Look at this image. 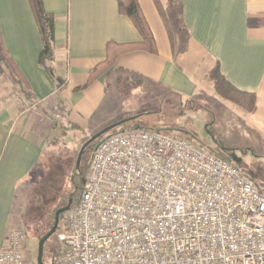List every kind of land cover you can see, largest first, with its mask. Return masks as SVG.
Here are the masks:
<instances>
[{"label":"crops","instance_id":"obj_1","mask_svg":"<svg viewBox=\"0 0 264 264\" xmlns=\"http://www.w3.org/2000/svg\"><path fill=\"white\" fill-rule=\"evenodd\" d=\"M41 1L55 20L49 64L65 82L59 91L38 63L42 43L29 0H0L3 44L35 105L29 111L21 110L18 98L22 92L4 71L0 76V246L11 228L22 227L20 196L37 170L47 138L64 119L62 115L59 123L55 120V106L68 113L65 120L71 128L77 127L76 114L94 107L90 99L94 94L101 97L115 72L128 78L138 74L143 82L191 98L204 91L217 96L208 78L217 68L236 90L255 96L253 113L238 107L235 130L244 135L247 128L264 155V0H173L175 10L170 0H137L156 53L120 55L109 71L80 91L90 71L105 60L108 43L138 44L141 38L132 22L119 13L123 0ZM118 122L122 121L114 119L104 126ZM136 128L143 129H130Z\"/></svg>","mask_w":264,"mask_h":264},{"label":"built area","instance_id":"obj_2","mask_svg":"<svg viewBox=\"0 0 264 264\" xmlns=\"http://www.w3.org/2000/svg\"><path fill=\"white\" fill-rule=\"evenodd\" d=\"M18 105L35 106L26 97ZM64 213L56 264H264V196L254 182L210 148L160 130L101 140ZM0 264H26L21 228L7 232Z\"/></svg>","mask_w":264,"mask_h":264},{"label":"rangeland","instance_id":"obj_3","mask_svg":"<svg viewBox=\"0 0 264 264\" xmlns=\"http://www.w3.org/2000/svg\"><path fill=\"white\" fill-rule=\"evenodd\" d=\"M4 71L0 69V76ZM117 74L121 76L115 72L108 78L100 98L97 94L92 96L90 101L95 104L92 109L76 114L79 118L76 128H71L65 120L68 113L55 106L58 116L55 120L59 123L63 115V122L47 138L37 170L28 179L25 194L20 196V228L24 235L26 264H37L38 243L52 228L55 209L67 203L81 180L80 175L86 174L92 152L86 149L77 166L83 147L105 129V123L114 119L126 121L115 132L139 126L187 137L198 145L220 152L252 180L264 196V155L255 146L258 140L244 125V135L236 132L240 110L237 106L207 91L191 98L178 96L150 81L130 89L127 88L131 83L128 76L117 78ZM22 97L25 96L22 94ZM234 159H238L239 164L234 163ZM60 224L61 220L58 229ZM58 243L56 231L44 245L43 264H52L51 254Z\"/></svg>","mask_w":264,"mask_h":264},{"label":"trees","instance_id":"obj_4","mask_svg":"<svg viewBox=\"0 0 264 264\" xmlns=\"http://www.w3.org/2000/svg\"><path fill=\"white\" fill-rule=\"evenodd\" d=\"M169 2L171 10H175V7L172 5L173 0H170ZM29 4L32 9V13L42 43L41 51L38 57V63L40 67L46 72L51 81L54 83L56 90L59 91L62 87L65 86V82L55 76L54 71L49 64L52 60V47L54 43V17L44 11L41 0H29ZM118 10L121 15L127 17L132 22L141 38V41L138 44L126 45L108 43L106 46L105 60L90 71L86 84L83 87L79 88L78 91L85 90L98 77L109 71L113 67L116 58L120 55L134 51H143L149 54L156 53V46L152 33L144 19V16L140 11L137 0H123L119 2ZM1 68H4L8 72L10 80L20 88V91L28 100L33 99V96L31 95L28 89V85L25 82L24 77L22 76L20 70L10 57L8 51L6 50L3 44L0 32V69ZM208 78L212 82L214 92L218 97L239 107L248 114H251L255 111V96L253 94H248L236 90L220 75L217 68L211 71ZM129 80L131 81V83H129L130 85H127L128 88H137L141 84H143V79L138 74H132ZM52 122H54V119L52 120ZM113 132H115V130L99 137L96 141H94L88 146L86 151L92 152L101 140H103L106 136ZM225 159L229 161L228 158ZM80 177L81 180L75 188L74 193L71 194V196L69 197L67 203L61 204L58 208L55 209L54 213H56L58 210L65 209L68 206L69 202L70 207H73L77 204L80 199L84 183V175H80ZM62 217V215L59 216V221L62 219ZM53 224L54 222L52 223V226ZM62 250L63 247L60 243H58V246L55 247L54 251L51 254L52 264H56L57 258Z\"/></svg>","mask_w":264,"mask_h":264},{"label":"water","instance_id":"obj_5","mask_svg":"<svg viewBox=\"0 0 264 264\" xmlns=\"http://www.w3.org/2000/svg\"><path fill=\"white\" fill-rule=\"evenodd\" d=\"M125 122L126 121L118 122L116 124H113V125H110V126L106 127L99 134H97L88 144H86L83 147V149H82V151H81V153L79 155L77 166L80 165L81 157H82V155L84 154L85 150L88 148V146L90 144H92L94 141H96L99 137H101V136H103L105 134H108L109 132L115 130L118 127H121ZM233 162L236 163V164H239V160H237V159H234ZM69 208H70V204L65 209L58 210L55 213L54 224H53L52 228L48 231L47 234H45V236H43L39 240L38 247H37V257H36V263L37 264H43L42 259H43L44 245L51 238V236L57 231L58 224H59V216L62 215L64 212H66Z\"/></svg>","mask_w":264,"mask_h":264},{"label":"flooded vegetation","instance_id":"obj_6","mask_svg":"<svg viewBox=\"0 0 264 264\" xmlns=\"http://www.w3.org/2000/svg\"><path fill=\"white\" fill-rule=\"evenodd\" d=\"M70 204V202L68 203V205Z\"/></svg>","mask_w":264,"mask_h":264}]
</instances>
